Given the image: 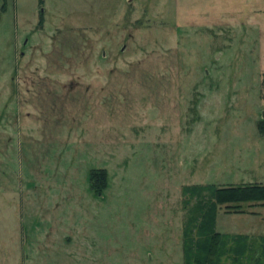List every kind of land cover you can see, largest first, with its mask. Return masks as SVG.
Listing matches in <instances>:
<instances>
[{
  "label": "rangeland",
  "instance_id": "rangeland-1",
  "mask_svg": "<svg viewBox=\"0 0 264 264\" xmlns=\"http://www.w3.org/2000/svg\"><path fill=\"white\" fill-rule=\"evenodd\" d=\"M263 75L264 0H0V264H196L191 188L264 185Z\"/></svg>",
  "mask_w": 264,
  "mask_h": 264
},
{
  "label": "trees",
  "instance_id": "trees-1",
  "mask_svg": "<svg viewBox=\"0 0 264 264\" xmlns=\"http://www.w3.org/2000/svg\"><path fill=\"white\" fill-rule=\"evenodd\" d=\"M262 88L264 91V75L262 77ZM91 180L96 181L92 189L97 195H100L106 186L105 171L97 170L91 172ZM198 188L199 190H197ZM198 188H191L194 194L198 195V201L191 215V217L195 218L194 223L197 226L198 233V246L194 261L196 264H224L220 261L221 257H223L230 259V264H245L242 258L247 246L249 249L248 237H219L218 233H215L216 235L213 233V225L218 207L220 206H223L226 211L238 214L243 213L240 208L242 204H264V185H237L229 187L206 185ZM207 192L211 196V199H206L207 196L203 195V193ZM200 195H203V197L201 198ZM262 240L264 242V238ZM220 249L223 251L222 254L217 253Z\"/></svg>",
  "mask_w": 264,
  "mask_h": 264
}]
</instances>
